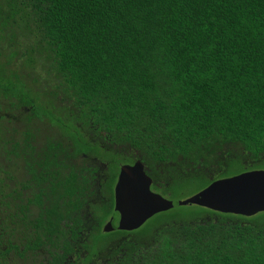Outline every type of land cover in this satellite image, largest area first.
<instances>
[{
    "label": "trees",
    "instance_id": "trees-1",
    "mask_svg": "<svg viewBox=\"0 0 264 264\" xmlns=\"http://www.w3.org/2000/svg\"><path fill=\"white\" fill-rule=\"evenodd\" d=\"M24 77L80 108L117 153L199 164L232 139L257 157L264 0H0V84L23 91ZM261 215L161 226L120 264H264Z\"/></svg>",
    "mask_w": 264,
    "mask_h": 264
},
{
    "label": "flooded vegetation",
    "instance_id": "flooded-vegetation-1",
    "mask_svg": "<svg viewBox=\"0 0 264 264\" xmlns=\"http://www.w3.org/2000/svg\"><path fill=\"white\" fill-rule=\"evenodd\" d=\"M25 80L23 91L0 84V264H120L131 244H144L161 226L182 220L230 228L254 224L264 213L174 204L218 179L264 170V152L255 157L239 141L224 139L204 150L209 158L199 164L130 148L117 153L96 125L82 122L80 108ZM136 162L150 191L173 206L137 228H118L115 187L122 167Z\"/></svg>",
    "mask_w": 264,
    "mask_h": 264
},
{
    "label": "water",
    "instance_id": "water-1",
    "mask_svg": "<svg viewBox=\"0 0 264 264\" xmlns=\"http://www.w3.org/2000/svg\"><path fill=\"white\" fill-rule=\"evenodd\" d=\"M149 183L141 163L122 167L115 187L118 228H137L153 214L173 206V202L150 191ZM187 203L244 215L264 211V170L246 171L218 179L174 204Z\"/></svg>",
    "mask_w": 264,
    "mask_h": 264
},
{
    "label": "rangeland",
    "instance_id": "rangeland-1",
    "mask_svg": "<svg viewBox=\"0 0 264 264\" xmlns=\"http://www.w3.org/2000/svg\"><path fill=\"white\" fill-rule=\"evenodd\" d=\"M193 187V186H192ZM193 190H195V185H194V189Z\"/></svg>",
    "mask_w": 264,
    "mask_h": 264
}]
</instances>
